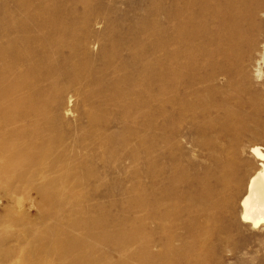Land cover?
Returning a JSON list of instances; mask_svg holds the SVG:
<instances>
[{
	"label": "bare ground",
	"instance_id": "6f19581e",
	"mask_svg": "<svg viewBox=\"0 0 264 264\" xmlns=\"http://www.w3.org/2000/svg\"><path fill=\"white\" fill-rule=\"evenodd\" d=\"M17 1L16 15L0 23V172L60 193L87 187L99 176L94 166L108 171L120 157L115 167L140 182L141 201L136 196L121 216L97 215L99 206L72 205L59 194L53 199L61 204L56 220L66 228L49 230L38 253L14 260L6 249L1 258L11 264L25 258L29 264H207V224L218 223L217 234L233 226L221 214L241 203L243 220L264 224V147H248L245 138L253 132L245 135L244 129L264 104L260 93L249 97L254 78L262 75L260 63H252L255 53L264 61V41L257 36L258 43L243 50L239 34L260 26L264 0H151L147 15L143 11L147 18L135 26L143 31L125 36L117 25H105L101 12L86 9L75 18L79 23H68L88 0H63L58 8L57 0ZM78 26L84 33H76ZM200 32L203 37L194 36ZM197 39L207 42L206 83L180 77L193 66L181 52L193 59ZM148 45L152 53L145 51ZM96 47L110 48L105 60L124 66L118 77H58L65 72L44 62L53 53L67 50L72 58ZM156 58L164 63L154 72ZM80 102L88 120L68 141L62 129L72 127L68 116L78 113ZM113 110L124 116L109 117ZM33 217L29 213L28 220ZM39 229L20 228L30 236ZM28 244L15 247L25 253Z\"/></svg>",
	"mask_w": 264,
	"mask_h": 264
},
{
	"label": "rangeland",
	"instance_id": "374dc122",
	"mask_svg": "<svg viewBox=\"0 0 264 264\" xmlns=\"http://www.w3.org/2000/svg\"><path fill=\"white\" fill-rule=\"evenodd\" d=\"M61 1L63 0H57L54 6L58 8L59 4H63ZM149 2H151V0H88V3L85 5H77L78 8H74V11L72 8H70V10L77 13V15L68 16L67 22L71 25L74 23H79L78 19L77 22H75V18L82 17L84 14L83 11L87 9L89 13L96 14L101 12L100 14L105 19V25L108 24L112 27V24L117 25L116 30H118L120 36H125L126 34L130 35L132 32L143 31L141 29H136V25L141 23V21H145L147 18V10L150 8L149 5L151 4ZM161 2L162 4L165 2L167 4L169 1L162 0ZM17 5V0H0V23L7 22L10 18L16 15ZM55 7L52 9V6H50L48 9L52 12H56ZM143 11L146 15H144ZM109 18H111V20ZM258 25L260 26L257 28L246 27L244 30L239 31L241 36H245L243 50H245L244 46H247L249 43L253 42V40H255V42L258 40L260 42L264 41V20L262 22L259 21ZM101 27L103 32H107L109 34H113L114 32L106 31L103 26ZM78 28L75 29L77 34L84 33L81 27L79 29ZM248 28L252 29L253 32ZM260 28L261 30H259ZM254 30L256 31L255 33ZM262 30V33H257V31L259 32ZM147 32L148 34L152 33V31ZM194 36L203 37L204 32H200L199 35L194 33ZM257 36L261 37L257 40ZM152 47V45H148L145 51L152 53ZM182 47H184L183 43L179 42L178 48L180 50L184 49ZM109 49L110 48H103L102 50L104 51H101V48L99 49L96 47L93 48L90 53L85 54L78 50L75 51V54L72 58L69 57V52L65 50L61 52L63 54L60 55L53 53L50 59H47L44 62H51V67L53 69L65 72L63 76L56 75L58 77L78 76L114 78L118 77L116 73L122 72L119 70H122L124 66H121L119 62L113 63L110 58L109 61L105 60L106 56H109L107 51ZM241 51L242 48L240 50V56H242ZM192 54L193 56L195 55L193 59L192 57L189 58V51L186 53L185 51L181 52L182 57H187V60H189L186 63L191 61L193 66L191 65V68H189V70L187 69L186 73L180 77H202V83H206L207 60L204 58L207 54V42L204 41V39H197ZM148 55L149 54H147V56ZM260 58L261 56L256 53L253 56L254 61L252 64L254 66L258 62L260 63V66L262 67H260L262 70V75L259 80L254 78V90H252V93L249 97H256V93H260V95L264 98V61ZM162 60L163 59L161 58H156L154 60L152 59L154 65L152 63L151 64L153 65L154 72L160 70L161 65L164 63ZM181 61L184 60H180V64ZM201 66L203 69H200ZM53 69L51 70L54 71ZM127 70L130 73H135L134 68L127 67ZM253 70H255V68H253ZM24 71L25 73H28V77H32V73L28 71V67H25ZM57 74L60 73L58 72ZM90 87L92 90H97L95 89V83H92ZM153 88L155 90V87ZM149 90L151 92L150 88ZM96 93L98 94V90ZM107 94L114 96L115 93L107 92ZM153 104L154 103H150L151 106ZM150 108L151 107H149V109ZM257 108L259 109L258 116H253L244 124V129H246L245 135L246 133L248 134L249 132H253V135H249L247 138H245V144L248 147H252L254 145H260L261 147H264V104H258ZM83 109L84 105L82 102H80L78 113L76 112L68 116L69 121H71L72 124L74 123L72 127L67 126L62 129L63 132L67 134L68 141H72L74 140V137H78L80 135V133L77 131L78 127L85 125L86 121L88 120L87 117L85 118L82 115ZM107 115L112 118H121L124 116V113L113 110L109 111ZM114 125H116V122ZM121 160L122 159H120V157H115V159L110 161L108 164L110 165V170L108 171L103 170L100 168V166H94V168L96 167V173L99 174V176L95 178L96 180L91 179L88 181V186L83 189H77L74 191H69L67 189L61 191L60 193L59 191L55 190L39 191V189L29 187L30 181L24 177L0 172V252L7 249V252L14 260H18L20 257L27 258V252L32 254L40 252V249L37 245L42 243L49 230L65 229L66 226L56 220V215H58L61 211V204L57 202L54 203L53 199L59 194H63L68 199H70V203L72 205L73 203H76L80 207L99 206L102 209L97 212V215L103 213H112L113 215L121 216L123 215V211H126V209L132 205L133 200L136 199V196L138 197L139 204L141 201L140 182L132 180L131 177L124 175L125 172L115 167V164L120 163ZM16 163L20 164V161H16ZM260 163L261 162L257 163V167H259ZM153 176H156V173ZM125 188L134 190V192L122 195L121 193L123 190H125ZM41 197H47L49 199L44 198V200H42ZM29 213L34 214L35 218L33 217L31 220H28ZM152 216H155V214H152ZM228 216L231 217L233 226L230 229H227L226 232L222 231L221 233L217 234V230L220 228V225H218V223L207 224V264H264V224L255 227L250 221L243 220L241 203L238 204L237 211L232 210L225 215H220V217L227 218ZM130 217L131 219L137 218L135 215H131ZM140 221L141 217L139 213L138 222ZM25 223L30 224L31 227L40 224L41 229H39V233L30 236V234L22 232L20 228L25 225ZM235 223L236 225H234ZM17 242H21L25 245L29 242L27 246L23 247L25 253H22V251L15 247ZM26 258L23 259L22 262L20 260V264H29L31 262ZM143 259L145 262H147L144 257ZM0 264L11 263L5 261V259L1 258L0 256Z\"/></svg>",
	"mask_w": 264,
	"mask_h": 264
}]
</instances>
